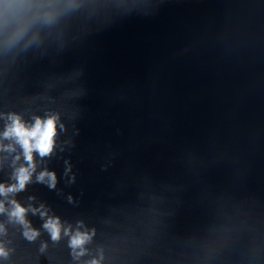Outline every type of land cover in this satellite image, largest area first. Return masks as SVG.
Masks as SVG:
<instances>
[{
  "label": "water",
  "instance_id": "obj_1",
  "mask_svg": "<svg viewBox=\"0 0 264 264\" xmlns=\"http://www.w3.org/2000/svg\"><path fill=\"white\" fill-rule=\"evenodd\" d=\"M0 264H264V0H0Z\"/></svg>",
  "mask_w": 264,
  "mask_h": 264
},
{
  "label": "clouds",
  "instance_id": "obj_2",
  "mask_svg": "<svg viewBox=\"0 0 264 264\" xmlns=\"http://www.w3.org/2000/svg\"><path fill=\"white\" fill-rule=\"evenodd\" d=\"M15 131L21 137H27V136L35 137L38 133H40V128H39V124H37L35 131L29 133L23 130L21 127L17 126ZM52 134H53V126H52V123L49 122L47 126V130L41 134V138L37 141V147L40 149L42 154L47 153L50 150ZM23 142H24L25 147L27 148L29 141L27 139H24ZM28 159L31 160L30 155L28 156ZM25 179H27V177L22 175L21 176V187L23 186V181Z\"/></svg>",
  "mask_w": 264,
  "mask_h": 264
}]
</instances>
